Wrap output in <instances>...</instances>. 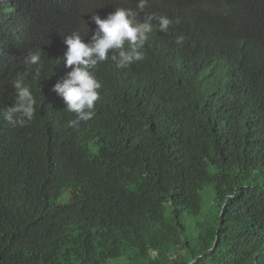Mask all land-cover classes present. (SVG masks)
Masks as SVG:
<instances>
[{
    "label": "trees",
    "instance_id": "16d2710c",
    "mask_svg": "<svg viewBox=\"0 0 264 264\" xmlns=\"http://www.w3.org/2000/svg\"><path fill=\"white\" fill-rule=\"evenodd\" d=\"M137 3L0 0V264H264V0ZM115 8L173 23L96 66L95 115L70 127L64 35ZM20 74L23 125L3 117Z\"/></svg>",
    "mask_w": 264,
    "mask_h": 264
},
{
    "label": "clouds",
    "instance_id": "9594fccd",
    "mask_svg": "<svg viewBox=\"0 0 264 264\" xmlns=\"http://www.w3.org/2000/svg\"><path fill=\"white\" fill-rule=\"evenodd\" d=\"M146 4L147 0H138L137 8L143 11ZM137 14L127 8H115L104 18L93 13L90 19L96 27L87 42L78 31L64 35L66 49L62 59L65 68L70 70L52 85V90L62 99L66 110L76 116L74 120H69L70 127H78L81 122H87L95 115V102L100 98L98 90L101 88L93 72L96 66L109 58L118 69L128 68L143 60V48L153 27L168 32L173 23L168 17L155 13L147 15L140 23L135 20ZM185 39L184 35L179 34L175 37V43L182 45ZM41 52L42 49L29 51L24 57L27 66H35L37 75L42 64ZM12 86L16 90L15 101L3 112V117L10 123L23 125L34 118L35 99L24 83V75H18Z\"/></svg>",
    "mask_w": 264,
    "mask_h": 264
},
{
    "label": "rangeland",
    "instance_id": "374dc122",
    "mask_svg": "<svg viewBox=\"0 0 264 264\" xmlns=\"http://www.w3.org/2000/svg\"><path fill=\"white\" fill-rule=\"evenodd\" d=\"M209 197V194L205 195V200H206V203H207V198ZM67 201V196H64L60 199V202L63 204ZM182 221L187 225L188 223V219L182 215Z\"/></svg>",
    "mask_w": 264,
    "mask_h": 264
}]
</instances>
